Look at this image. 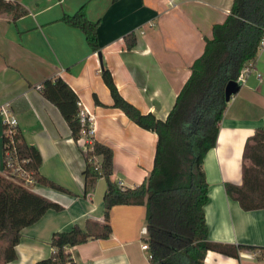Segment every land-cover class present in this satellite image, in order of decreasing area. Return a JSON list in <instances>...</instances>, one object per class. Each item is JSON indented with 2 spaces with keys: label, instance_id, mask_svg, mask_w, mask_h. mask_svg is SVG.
<instances>
[{
  "label": "crops",
  "instance_id": "0c3cea01",
  "mask_svg": "<svg viewBox=\"0 0 264 264\" xmlns=\"http://www.w3.org/2000/svg\"><path fill=\"white\" fill-rule=\"evenodd\" d=\"M27 9L16 20L0 14V105L10 103L24 140L40 153L39 171L65 189L37 183L31 189L62 206L48 210L24 227L15 246L17 259L7 264H33L52 252L51 235L86 220L103 221L104 178L85 194L84 143L75 142L58 108L39 86L61 77L93 117V138L113 151L111 180L124 187L139 185L153 167L157 136L111 107L112 98L101 72L107 68L120 95L141 113L165 120L190 67L222 23L233 0H11ZM85 5L86 17L97 21L98 52L88 46L78 28L61 17ZM135 35L127 48L125 36ZM257 73L261 76L258 77ZM97 99L100 104H97ZM264 126V52L226 104L216 145L203 159L208 183L204 215L211 241L264 246V208L245 211L225 190L242 183L243 149L254 131ZM0 174L3 168V123L0 118ZM112 232L104 239L66 248L79 264H149L142 249L147 235L145 207L116 205L110 211ZM241 250L237 258L209 251L204 264H264Z\"/></svg>",
  "mask_w": 264,
  "mask_h": 264
},
{
  "label": "trees",
  "instance_id": "16d2710c",
  "mask_svg": "<svg viewBox=\"0 0 264 264\" xmlns=\"http://www.w3.org/2000/svg\"><path fill=\"white\" fill-rule=\"evenodd\" d=\"M118 0H112L116 2ZM13 20L27 14V9L11 0H0V14ZM61 20L78 28L93 52H99L97 21L86 17L85 5ZM264 26V0H233L222 23L212 26L205 38L202 54L190 67V75L165 120L141 113L118 92L110 71L102 67L101 76L107 86L113 108H118L139 127L156 134L153 167L137 186H119L111 180L112 149L93 138L84 151L85 194L91 193L99 178L106 186L102 196L103 221L86 220L84 228L73 225L51 235L52 252L33 264H79L66 248L90 239H104L112 232L110 211L116 205L145 207L149 264H204L207 252L213 251L237 258L239 251L249 250L264 260V246L228 244L211 241L204 215L208 202V183L203 169L206 153L216 145L219 124L227 100L225 87L237 81L243 66L255 59ZM127 48L135 45V35L125 36ZM43 96L54 104L65 119L71 136L78 142L88 126L78 118V96L61 77L46 79L39 86ZM97 104L100 102L95 99ZM4 130V125H3ZM15 156L21 168L35 183L60 191L64 188L42 175V159L38 150L28 144L17 128ZM12 152L10 139L3 133V168L7 153ZM97 157L98 162L93 158ZM242 183H225L228 196L245 211L264 208V126L257 128L243 149ZM0 174V264L17 259L15 246L24 227L37 222L46 211L62 210V206L25 186L16 175ZM9 177V178H8Z\"/></svg>",
  "mask_w": 264,
  "mask_h": 264
},
{
  "label": "built area",
  "instance_id": "2783aa9c",
  "mask_svg": "<svg viewBox=\"0 0 264 264\" xmlns=\"http://www.w3.org/2000/svg\"><path fill=\"white\" fill-rule=\"evenodd\" d=\"M168 3L170 5H173V0H169ZM257 52H264V26H263V33L261 35L259 44H258V51ZM254 65V59L248 61L243 68L241 69L237 82L238 83H243L245 80V77L248 75V73L253 69ZM257 76L260 77L261 75L257 73ZM79 110H78V118L83 124H86L88 126V129L86 133L82 136V138L79 141H83L84 143V150H86V144H89L90 146L93 143V117L92 115L88 112L87 109L82 107L81 103L78 101L77 102ZM0 118L2 119V123L4 125V130L3 133L8 136L10 139V144L12 147V152L7 153V160H6V169L8 171L6 173H10L11 175H16L17 177H20L22 179L23 184L25 186L30 187L32 183H34V178L30 176L28 173H26L22 168H21V162H19L16 159L15 156V134L17 131V119L13 115L10 103H3L0 105ZM94 162H98V158L94 157L93 158ZM8 174V175H10ZM117 184L119 186H123L121 181H118ZM141 234L142 235H147V229L146 227H142L141 229ZM142 249L146 250L149 252L148 244L146 242L142 243L141 245ZM252 256L257 257L256 252L251 253ZM150 258V254H149Z\"/></svg>",
  "mask_w": 264,
  "mask_h": 264
},
{
  "label": "water",
  "instance_id": "95a60500",
  "mask_svg": "<svg viewBox=\"0 0 264 264\" xmlns=\"http://www.w3.org/2000/svg\"><path fill=\"white\" fill-rule=\"evenodd\" d=\"M98 58L101 61V53L98 52ZM240 83L237 81H231L229 82L225 87V98L227 101L230 100L232 96H234L240 89Z\"/></svg>",
  "mask_w": 264,
  "mask_h": 264
},
{
  "label": "rangeland",
  "instance_id": "374dc122",
  "mask_svg": "<svg viewBox=\"0 0 264 264\" xmlns=\"http://www.w3.org/2000/svg\"><path fill=\"white\" fill-rule=\"evenodd\" d=\"M7 174H10V173H7ZM11 175V174H10ZM5 177H7L6 175H4ZM9 178V177H8Z\"/></svg>",
  "mask_w": 264,
  "mask_h": 264
}]
</instances>
